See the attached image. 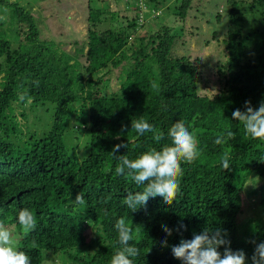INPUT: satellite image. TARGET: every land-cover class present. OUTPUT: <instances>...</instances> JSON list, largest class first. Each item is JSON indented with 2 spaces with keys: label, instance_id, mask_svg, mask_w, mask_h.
<instances>
[{
  "label": "trees",
  "instance_id": "1",
  "mask_svg": "<svg viewBox=\"0 0 264 264\" xmlns=\"http://www.w3.org/2000/svg\"><path fill=\"white\" fill-rule=\"evenodd\" d=\"M252 1L264 21V0ZM174 2L171 13L183 22L191 0ZM132 3V16L122 22L114 9L87 0L85 34L69 52L40 37L27 3L0 0V219L6 217L31 264L53 255L62 264H110L120 218L133 230L130 244L140 249L134 264H183L171 246L206 227L226 232L231 249L243 250L246 264H252L256 245L264 242V219L241 238L237 216L249 181L256 192L255 217L264 216V139L245 136L232 112L244 111L245 101L253 108L264 101V24L242 33L238 2L230 0L226 14L232 26L217 40L223 58L204 66L178 50L184 44L180 31L143 25L146 17L154 23L160 0ZM248 46L254 55L244 59ZM109 73L119 81L114 89ZM22 92L32 97L30 105L18 101ZM140 117L164 138L157 142L152 133H136L131 120ZM177 120L196 136L201 155L192 163L181 161L180 192L171 204L150 197L132 212L123 199L138 187L115 175L116 156L134 159L171 144L167 131ZM227 130L234 138L216 144L217 134ZM116 144L126 148L113 156ZM225 152L229 170L220 164ZM78 193L83 205L75 203ZM22 208L37 219L28 234L16 219Z\"/></svg>",
  "mask_w": 264,
  "mask_h": 264
},
{
  "label": "clouds",
  "instance_id": "2",
  "mask_svg": "<svg viewBox=\"0 0 264 264\" xmlns=\"http://www.w3.org/2000/svg\"><path fill=\"white\" fill-rule=\"evenodd\" d=\"M4 19L5 17L0 16V20ZM34 84L39 86L38 81H34ZM18 101L30 105L32 97L22 92L18 94ZM232 119L243 125L245 136L251 139H264V101L258 108H253L250 101H245V110H234ZM131 128L139 135L152 133L153 139L157 142L164 138V133L143 117L132 119ZM167 136L171 144H165L159 150L150 148L134 159L127 155L116 156L120 148H126V144H116L112 148V155L119 161L115 167V175L133 181L138 187L135 193L129 192L123 199V203L132 212L146 206L150 197L160 196L165 203L171 204L180 192L178 178L183 175L181 161L192 163L201 155L196 136L182 121L174 122L169 127ZM231 138H234V133L227 130L226 134L224 132L217 134L214 142L219 145ZM230 159L227 152L221 156L220 164L223 170L230 169ZM75 203L78 205L85 203L82 194L76 195ZM16 219L26 234L35 230L37 219L29 208L20 209L16 213ZM5 220L6 217L0 219V264H31L29 255L17 247L13 233L9 231ZM114 227L118 246L110 264H134V258L140 255V249L130 244V241L134 240L132 228L124 218L118 219ZM162 228L168 236L172 235V230L167 225H162ZM226 237V232L206 227L200 233L194 232L191 239H181L179 244L171 246V252L176 259L183 261V264H246V253L243 250L233 251L230 247L231 242ZM163 244L168 246L167 240L163 241ZM222 246L223 253L218 250ZM251 262L264 264V242L256 245Z\"/></svg>",
  "mask_w": 264,
  "mask_h": 264
},
{
  "label": "rangeland",
  "instance_id": "3",
  "mask_svg": "<svg viewBox=\"0 0 264 264\" xmlns=\"http://www.w3.org/2000/svg\"><path fill=\"white\" fill-rule=\"evenodd\" d=\"M27 3L31 13L38 22L40 37L45 40H52L60 43L65 50L71 52L72 43L78 44L84 36V21L87 15V0H20ZM91 5H107L108 8L117 11V20L132 16V0H89ZM230 0H191V8L185 16L183 22L176 21L171 10L176 5L174 0H160L159 8L155 12L156 20L150 21L151 17H146L143 25L155 26L168 25L174 31H180L184 40L182 47L178 50L189 54L197 63L204 66H213L216 61L223 58V51L218 38L223 35L227 27L232 26L226 11L230 9ZM237 13L243 18L242 33L264 24L258 4L252 0H236ZM130 4V6H129ZM250 7V9H249ZM144 10V9H143ZM145 11V10H144ZM124 17V18H123ZM78 42V43H77ZM254 50L250 46L245 49L244 59L251 58ZM108 84L111 88H116L119 84L114 73L108 74ZM82 137L80 134V144ZM251 181L247 182L242 190L241 212L237 216V224L242 225L240 236L244 238L246 234L254 231L264 219L256 218V192L252 189ZM252 218V220H250ZM59 256H50L44 259L42 264H62Z\"/></svg>",
  "mask_w": 264,
  "mask_h": 264
}]
</instances>
